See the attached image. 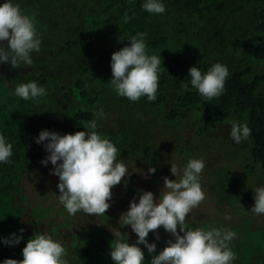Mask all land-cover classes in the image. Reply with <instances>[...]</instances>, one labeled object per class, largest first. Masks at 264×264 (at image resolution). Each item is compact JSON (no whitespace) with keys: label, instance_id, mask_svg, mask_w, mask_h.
Masks as SVG:
<instances>
[{"label":"trees","instance_id":"trees-1","mask_svg":"<svg viewBox=\"0 0 264 264\" xmlns=\"http://www.w3.org/2000/svg\"><path fill=\"white\" fill-rule=\"evenodd\" d=\"M14 2L32 18L42 44L32 53L31 65L13 68L0 63V132L13 144L11 163H0V238L21 235L23 229L19 243L0 242V260L22 259L25 242L40 231L62 242L68 264H114L109 252L116 233L128 243L136 240L130 225H119L112 210L120 197L112 193L115 187H121V203L128 207L125 198H139L140 191L149 190L145 183L160 180L156 170L202 157L207 166L200 183L206 198L186 217L188 227L235 231L229 242L236 254L232 264H264V214L251 211L254 188L264 184L258 182L264 173L255 168L257 175L249 178L244 168L234 167L241 160L236 154L245 149L238 155L248 156L250 164L245 166L253 170L257 165L251 156L264 168V0H163V14L143 10V0ZM125 15L131 17L127 22ZM137 31L147 33V51L160 55L165 68L159 72L154 101H130L108 82L111 53L130 43L127 36ZM170 45L177 47L172 54L166 52ZM248 58L251 64L232 68ZM217 61H225L230 71L219 97L206 101L195 89L183 88L190 66L203 71ZM32 79L47 89L45 96L26 101L13 95L16 84ZM54 92L69 99L72 113L63 114L51 101ZM233 106L248 110L252 145L249 140L236 144L229 136ZM101 108L105 115L97 131L112 140L120 150L118 159L130 162L133 170L126 183L111 188L105 215L82 218L80 211L70 216L57 199L53 165L41 163L47 156L43 143L34 138L55 125L64 133L86 132L83 123ZM159 125L169 134L175 131L174 140L165 141L160 129L155 131ZM154 165L156 177L148 175ZM208 203L217 204L212 209ZM146 239L156 243L158 252L174 237L161 226ZM139 246L150 261L155 253Z\"/></svg>","mask_w":264,"mask_h":264},{"label":"clouds","instance_id":"clouds-1","mask_svg":"<svg viewBox=\"0 0 264 264\" xmlns=\"http://www.w3.org/2000/svg\"><path fill=\"white\" fill-rule=\"evenodd\" d=\"M141 8L150 14L166 11L163 0H143ZM123 19L127 22L131 17L125 15ZM146 36V32L137 31L127 36L130 43L111 53L109 86L118 96L130 101H139L141 97L154 101L157 96L162 58L147 51ZM0 42H4L0 43V63L13 68L31 65L32 53L41 50L42 40L35 23L14 0H0ZM229 76L228 67L219 61L203 71L193 65L188 68L189 80L182 86L185 90L195 89L207 101L225 91ZM46 94L47 89L35 79L18 83L13 89L14 96L26 101H37ZM104 115L103 109H98L95 118L83 123L86 132L77 130L61 134L41 129L34 138L36 143H43L47 156L41 163L53 165L50 172L58 177L57 199L70 216L80 211L93 216L105 215L110 207L111 188L129 174L126 163L118 159L120 150L111 139L97 131L98 120ZM229 124L233 142L240 144L250 138L252 130L247 123L233 119ZM12 154L13 144L0 132V163H11ZM204 168L202 157L189 158L183 164L172 163L170 171L175 178L163 177V185L155 199L152 191L144 190L139 192L138 200L129 201L119 217V225H130L136 240L128 243L120 231L116 233L109 252L114 264H232L236 254L229 242L236 237L235 231L215 226L188 227L186 222L192 209L206 198L200 183ZM155 170L148 168L149 173ZM253 199L251 211L264 214V185L254 188ZM161 226L174 239H169L157 252L156 243L149 242L146 237L150 231L155 234ZM19 231L21 235L11 233L0 238V242L19 243L23 229ZM141 244L149 253H155L150 261H145ZM21 252L22 259L5 258L0 264H68L67 250L62 242L46 232L35 231Z\"/></svg>","mask_w":264,"mask_h":264},{"label":"rangeland","instance_id":"rangeland-1","mask_svg":"<svg viewBox=\"0 0 264 264\" xmlns=\"http://www.w3.org/2000/svg\"><path fill=\"white\" fill-rule=\"evenodd\" d=\"M177 50V47L174 45V47H172V45H170V46H168L167 47V49H166V52L168 53V54H172V53H174L175 51ZM226 56V55H225ZM224 65H226V62L224 61V63H223ZM248 64H251V59L250 58H248V59H244V60H242L241 61V63L240 64H236L235 62H234V66L232 67L233 69H237L238 67H240V66H246V65H248ZM102 71H105V72H107L106 70H104V69H102ZM181 73H184L185 75H187V72L186 71H182ZM188 77V76H187ZM189 80V79H188ZM187 80V81H188ZM51 97H52V99H51V101L54 103V104H56V106H58V107H60V109H61V111L62 112H64L63 114H70V113H72V106H73V104H71L70 103V101H69V99H67V98H65V97H63V96H61L60 94H59V92H54V93H52V95H51ZM81 100V99H80ZM82 101V100H81ZM232 114L234 115V120H237L238 122H244V123H247V119H248V110H245V111H240L238 108H237V106H233V108H232ZM231 120H233V119H231ZM155 127V131L157 132V130H158V128L160 129V132H161V136L164 138V140L165 141H167V142H169V141H171V140H174V138L176 137V133H175V131H173L172 132V134H169L168 133V131L169 130H166V129H164V128H162V126L161 125H159V126H154ZM52 130H55V131H57V132H59V133H61V134H63L64 133V131H62L61 132V130L59 129V127L57 126V125H55L53 128H52ZM200 140V139H199ZM198 140V141H199ZM250 142H251V145H252V140L249 138L248 139ZM245 149H242L239 153H237L236 154V156H237V158H241V160H239V161H236L235 163H234V167L235 168H237V167H241V168H244L245 169V171H244V173H246V175L249 177V178H251V177H255L256 175H257V172L258 171H260L261 173L263 172L264 173V171H262V170H264V168L261 166V164H260V162L258 161V160H254L253 159V157H251L250 156V158L254 161V162H256L257 163V165L256 164H251V165H253L254 166V169L252 170V169H250L248 166H245V164H250V163H248L249 161H248V156L245 154V155H243V156H238L239 154H242V153H244L243 151H244ZM248 153H250V152H248ZM233 156H235V155H233ZM208 158V157H207ZM245 158H247L246 160H244ZM123 161L126 163V165L128 166V170H129V172L131 171V170H133V166L131 165V163L130 162H126V160H124L123 159ZM205 166H207L206 165V163H205ZM154 167H155V169L157 168L156 167V165H154ZM259 167L262 169V170H259ZM211 168L212 167H210V169L209 170H211ZM255 168L258 170H255ZM255 170V171H254ZM204 171V170H203ZM156 172H157V177L160 179L159 181H157V182H155L154 180L153 181H151V182H147V184L145 183V185L144 186H147V185H149V190L150 191H152L153 192V194H154V197L155 196H157L158 194H159V191H160V189H161V187H162V185H163V177H165V176H167L169 179H174L175 177H174V175L171 173V171H170V168H166V169H163L162 171H158V170H156ZM207 172V168L205 169V173ZM203 173V172H202ZM129 175H131V174H128V176ZM149 176H154V177H156V174L155 173H150V174H148ZM205 177H206V175H204ZM263 177L261 178V179H259V181L258 182H263L264 183V174L262 175ZM126 180V178H122V181H121V184L124 182ZM252 180L253 181H255V179L254 178H252ZM133 181H135V182H139V181H137L136 179H133ZM264 185V184H263ZM116 189L114 190V191H112V193L114 194V195H117V196H120L119 198H118V202H116V205H115V208H113L112 210H115V212H116V214H117V216L118 217H120V215H121V213L123 212V211H125L126 209H127V207L124 205V203L122 204L121 202L123 201V198H122V194L120 195L119 194V190H121V187H119V186H117V187H115ZM127 201H130V200H133V199H136V200H138V198H132V197H128V198H125ZM113 201V200H112ZM117 201V200H116ZM216 204L217 203H215V205L214 204H212V203H208L207 204V206L208 207H210V208H215L216 207ZM200 206V205H199ZM196 208H198V207H196ZM202 208H203V210H207L203 205H202ZM77 215V214H76ZM91 217V215H87V214H85V213H83L82 214V218H90ZM60 218V217H59ZM119 219V218H118Z\"/></svg>","mask_w":264,"mask_h":264}]
</instances>
